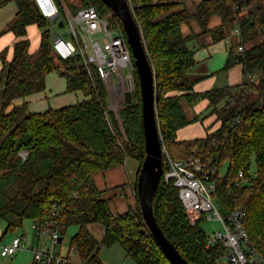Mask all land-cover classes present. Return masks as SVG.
Masks as SVG:
<instances>
[{"label":"trees","instance_id":"obj_1","mask_svg":"<svg viewBox=\"0 0 264 264\" xmlns=\"http://www.w3.org/2000/svg\"><path fill=\"white\" fill-rule=\"evenodd\" d=\"M64 1L72 14L86 6L110 12V26L126 37L119 18L102 0ZM129 1L156 76L163 146L172 159L200 157L207 168L220 169L228 161L224 177L219 176V170L209 173L216 184L214 197L224 215L237 208L247 212L245 228L261 257L259 264H264V0H200L193 11L184 0ZM11 2L17 4L18 11L7 30L21 38L10 61L1 54L0 221L6 224L4 234L23 227L26 220L55 221L63 241L68 227L76 224L79 230L70 239V249L74 248L80 264H104L101 248L116 244L137 264H171L146 227L138 201L145 136L135 64L133 102L114 112L109 109L107 86L96 72L87 71L82 56L63 59L54 52L49 21L34 1L0 0V9ZM61 15L65 18L62 7ZM214 16L220 23L210 26ZM191 19L202 27L200 33L183 32V23ZM31 24L43 29L40 46L33 53L27 36ZM237 27L241 33L231 39L222 72L241 64L242 83L195 91L197 80L188 76L196 64L197 47L192 42H199L205 34L212 42L224 41ZM241 45L242 52L238 50ZM51 72L66 78L68 91L80 90L87 98L43 113L30 111L27 101L15 104L17 98L45 90ZM182 98L190 105L207 99L208 114L189 117ZM210 116L215 119L205 136L178 138L181 128ZM129 158L139 163L134 183L136 205L116 214L94 175L123 165ZM165 158L163 154L164 171ZM252 158L257 168L254 177L248 174ZM240 171L247 177L242 184H238ZM153 207L158 224L190 264H219L226 248L222 244L207 247V234L200 222H191L177 188L163 177ZM91 223L103 225L101 241L89 230Z\"/></svg>","mask_w":264,"mask_h":264},{"label":"built area","instance_id":"obj_2","mask_svg":"<svg viewBox=\"0 0 264 264\" xmlns=\"http://www.w3.org/2000/svg\"><path fill=\"white\" fill-rule=\"evenodd\" d=\"M41 16L49 21L52 34V48L63 59H68L80 54L83 63L89 73L96 72L108 88L111 103L109 109L118 112L120 106L125 103V94L134 90V59L127 37L117 29L110 26L108 19L102 17V13L94 6H86L73 16L68 9L65 10V18L61 15V5L58 0H33ZM60 20H68L70 28L67 31L69 38L64 33L55 31L60 26ZM237 27L231 36L224 41L231 43L233 36L240 35ZM240 52L244 46H239ZM123 68L128 73L122 72ZM163 154L166 155L163 178L166 182H172L177 188L179 198L184 209L193 224L200 222L203 217L218 220L222 224V230L214 231L207 235V247L214 248L222 244L226 250L223 255L226 264H259L260 255L257 253L245 228L247 212L237 208L223 214L220 206L215 203L214 193L216 184L210 179L209 173L219 170L217 166L207 168L206 163L200 157H190L183 160L172 159L165 146ZM247 181L243 171L239 172L238 184ZM33 228L36 234L50 230L52 246L34 247L27 243L23 237L16 236L12 242L2 247L3 256H11L19 250L33 251L37 264H80L73 263L70 256H63L57 250L61 233L55 221L41 223L35 221ZM3 235L0 224V236ZM70 252H75L74 248ZM222 257V258H223Z\"/></svg>","mask_w":264,"mask_h":264},{"label":"crops","instance_id":"obj_3","mask_svg":"<svg viewBox=\"0 0 264 264\" xmlns=\"http://www.w3.org/2000/svg\"><path fill=\"white\" fill-rule=\"evenodd\" d=\"M199 1L200 0L194 2V5L190 7L188 6L191 11L194 10L195 4H197ZM17 11L18 6L15 2H11L0 9V73L3 69L1 54L4 52L6 60L10 61L12 59L14 45L21 38L13 31L7 30L8 23L14 18ZM218 24L211 25L210 22V26H216ZM42 31L40 30L39 32L40 35L38 36L37 44L35 42L33 47L30 45L31 53L38 50L41 42ZM189 33L187 32L185 34ZM28 38L31 41L29 36ZM192 43H195L194 46L197 47L195 52L196 64L189 70L188 75L191 74V80H197L194 85L195 91L204 92L214 87H221L227 84L235 86L242 83L243 67L241 64L233 66L226 73L222 72V69L229 56V44H227V42H212V37L209 34H205L201 37L198 43L196 41H193ZM199 43H205L206 45L200 46ZM57 75L60 78H57ZM86 98L87 97L80 90L68 91L66 78L62 77L58 72H56V74L51 72L46 76L45 90L30 94L26 97L17 98L14 102L15 104H22L24 101H27L30 111L35 113H43L50 108L59 109L75 104L78 101H82ZM208 105L209 101L207 99H201L199 102H197L194 105L196 112L195 115L201 116V114L205 112L206 109H208ZM214 119V116H210L201 122L197 121L181 128L178 131V138L191 139L205 136L208 127L212 122H214ZM212 128H210V130ZM138 167L139 166L135 167L134 177H132L131 174L127 172V161L123 165L107 169L103 172H98L94 175L95 182L98 188L102 191L103 197L108 200L112 211L116 214L125 213L129 207H134L136 205V191L134 183L136 181ZM88 228L98 241L102 240L104 233V227L102 224L91 223L88 225ZM2 231L3 235L0 236V250L2 246L6 244V242H11L10 239L6 240L8 237L7 234H4V228H2ZM19 251L11 256H3L1 254L0 259L2 260V263L0 264H14L16 262L15 255ZM119 254L116 260H110L106 254H102L101 259L104 264H134V262H130L131 260H129V257L126 256L124 250H122V252L119 250ZM25 264H36V262L35 260L32 262L31 260H28Z\"/></svg>","mask_w":264,"mask_h":264},{"label":"water","instance_id":"obj_4","mask_svg":"<svg viewBox=\"0 0 264 264\" xmlns=\"http://www.w3.org/2000/svg\"><path fill=\"white\" fill-rule=\"evenodd\" d=\"M119 18L130 45L137 69L145 136V158L138 176V201L144 223L171 264H190L169 240L157 222L153 202L163 176V144L157 115L156 76L145 47L140 24L129 0H102ZM60 20V27H63ZM125 103L133 102L132 91L125 94ZM62 241V238L59 240Z\"/></svg>","mask_w":264,"mask_h":264},{"label":"rangeland","instance_id":"obj_5","mask_svg":"<svg viewBox=\"0 0 264 264\" xmlns=\"http://www.w3.org/2000/svg\"><path fill=\"white\" fill-rule=\"evenodd\" d=\"M58 1H59V4L61 5V7L63 9H68V7L66 6V3H65L64 0H58ZM196 1H198V0H184V2L187 5V7L188 6L190 7V6L194 5V2H196ZM77 13L78 12H73L72 15L76 16ZM102 17L108 19L110 17V12L102 13ZM65 22L66 23H65L64 27H60V26L57 25L55 27V31H57L58 33H64V35L66 37H70L69 34L67 33V31L70 28L69 21L66 20ZM218 23H219V18L217 16H214L211 19V25H215V24H218ZM40 30L42 31L43 29H41L37 24H31L28 27L27 32H28V36L31 38L32 47L35 44V42H36V44L38 42L37 39H38V36L40 35V33H39ZM201 30H202V27L200 26V24L195 19H191V20L183 23V32L184 33H187V32L189 33V32H192V31L197 33V32H200ZM52 39H51V41H52ZM122 72L127 74L128 73V69L127 68H123ZM52 73L56 74V72H52ZM188 76H189L190 79L192 78L191 74H189ZM57 78H60V77L58 76ZM255 78L257 80L258 79V75ZM109 102L111 103L110 97H109ZM181 102H182L187 114L189 115V117L194 116L195 113H196L195 112V108H194L195 104L194 105H190L189 102L187 100H185L184 98L181 99ZM125 104L126 103H123L122 106H120V108L123 107V105H125ZM208 112H209V109H206L205 112H203L201 114V116H204V115L208 114ZM228 165H229L228 161H226L220 166V169H219V176L220 177H224L226 175L227 170H228ZM137 166H139V163L135 159L129 158L127 160V168H128L127 172L129 174H131L132 177H134V175H135L134 171H135V167H137ZM256 169L257 168H256L255 158H252L248 174L251 177H254L256 175ZM214 200H215V203L218 204V201H217L216 197H214ZM0 224H1L2 228H4V230H5L6 224L4 222H2V221H0ZM199 224L204 229V231H205V233L207 235L213 233L214 231L222 230V224H221L220 221L214 220V219H208L207 217L206 218L203 217V219L200 221ZM33 225H34V221L33 220H26L24 222V224H23V227H20V228L14 230V231H8L6 233L7 237H8L6 240L10 239L11 242H12L14 237L19 236V237H23L24 240L27 243L31 244L34 247L42 248V247H50V246H52L53 242H52V240L50 238V230L46 229V231L41 234V237H39L36 234V232H35V230L33 228ZM78 230H79V226L76 225V224L69 226L67 231L63 235V237H64L63 241L60 244H58V246H57V250L60 251L61 254L63 256H65V257H67L69 255L70 259H71V261L73 263H79L80 262L78 254L76 252H70V248H71L70 239ZM14 233H16V234H14ZM10 243L8 241V242H6L5 245H8ZM113 246H111V247H105V246L102 247L101 251H100V256L102 254H106L110 260H116L118 254H119V250L122 252V250H124V249L118 244L113 245ZM1 251H2V248L0 250V256H1ZM15 257H16V262L14 264H25L28 260H31V262L34 261V253H33V251H30V250H27V249L20 250L15 255ZM129 260H131L130 262H134V264H137L133 259L129 258ZM1 261L2 260L0 259V263H2ZM122 264H127V263H122ZM219 264H226V258H224V257L220 258Z\"/></svg>","mask_w":264,"mask_h":264}]
</instances>
